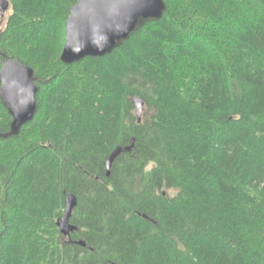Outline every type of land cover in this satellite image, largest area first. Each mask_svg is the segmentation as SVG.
Returning <instances> with one entry per match:
<instances>
[{"label": "trees", "instance_id": "16d2710c", "mask_svg": "<svg viewBox=\"0 0 264 264\" xmlns=\"http://www.w3.org/2000/svg\"><path fill=\"white\" fill-rule=\"evenodd\" d=\"M8 1L0 65L32 67L38 91L34 117L0 137V264H264V0H164L71 64L76 0ZM11 121L0 98V133Z\"/></svg>", "mask_w": 264, "mask_h": 264}, {"label": "water", "instance_id": "95a60500", "mask_svg": "<svg viewBox=\"0 0 264 264\" xmlns=\"http://www.w3.org/2000/svg\"><path fill=\"white\" fill-rule=\"evenodd\" d=\"M9 8L8 0H0L1 17ZM165 9L164 0H76L65 20V41L60 61L71 64L85 57H102L109 54L146 22L160 19ZM33 74V68L20 60L3 57L0 65V98L12 116V121L9 131L0 133V137L17 135L21 127L34 117L38 86ZM132 102L139 122L143 100L134 96ZM125 149L129 150L130 146ZM121 151V147H116L107 157V174L112 161ZM76 203L74 194L66 195L63 215L56 221L60 233L64 236H69L77 229L70 222ZM79 243L85 244L83 241Z\"/></svg>", "mask_w": 264, "mask_h": 264}, {"label": "rangeland", "instance_id": "374dc122", "mask_svg": "<svg viewBox=\"0 0 264 264\" xmlns=\"http://www.w3.org/2000/svg\"><path fill=\"white\" fill-rule=\"evenodd\" d=\"M9 13H10V8H9V10H7L5 12V15L3 17L0 16V27H3V25H4L5 21H6V18L9 15Z\"/></svg>", "mask_w": 264, "mask_h": 264}]
</instances>
